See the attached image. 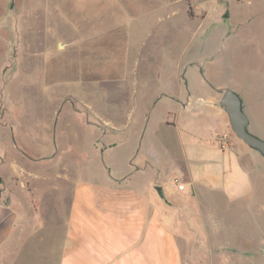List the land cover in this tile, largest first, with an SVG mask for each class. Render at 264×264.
Masks as SVG:
<instances>
[{"label":"rangeland","instance_id":"374dc122","mask_svg":"<svg viewBox=\"0 0 264 264\" xmlns=\"http://www.w3.org/2000/svg\"><path fill=\"white\" fill-rule=\"evenodd\" d=\"M167 86L191 92L195 112L160 96ZM224 87L264 139V0H0V192L29 203L45 175L103 182L126 172L125 152L155 146L162 166L146 174L176 194L184 218L226 226L235 264H264V157L230 128L217 105ZM103 132L118 140L110 150ZM188 141L236 155L250 192H179L172 180L187 175L164 165L184 166Z\"/></svg>","mask_w":264,"mask_h":264},{"label":"crops","instance_id":"0c3cea01","mask_svg":"<svg viewBox=\"0 0 264 264\" xmlns=\"http://www.w3.org/2000/svg\"><path fill=\"white\" fill-rule=\"evenodd\" d=\"M164 88L168 91L160 96L186 103L185 110L195 112L189 107L191 92L183 97L182 90ZM165 125L178 126L169 121ZM104 135L103 149L115 147L118 140L105 132L100 138ZM203 142L196 148L188 141L182 149L184 166L168 162L165 168H172V176L187 175L184 189L187 185L197 200L205 196L197 190L201 187L231 199L250 192V176L239 158ZM148 149V156L134 148L124 153V174L110 176V168L102 164L107 174L103 182L77 180L76 174L70 181L68 175H45L42 183L33 180L27 189L34 194L43 189L29 203L0 192V264H235L223 237L226 226L189 222L184 218L188 210L174 205L176 194H160L157 173L146 171L162 166V161L155 146ZM159 149L171 150L167 145ZM152 159L157 163L150 164ZM195 160L198 167L191 163ZM140 176L147 181L144 186Z\"/></svg>","mask_w":264,"mask_h":264},{"label":"water","instance_id":"95a60500","mask_svg":"<svg viewBox=\"0 0 264 264\" xmlns=\"http://www.w3.org/2000/svg\"><path fill=\"white\" fill-rule=\"evenodd\" d=\"M216 90L221 92L217 105L225 111L232 131L245 144L257 150L264 157V139L249 130V118L244 111L240 94L229 87L217 88ZM156 188L161 194L160 186H156Z\"/></svg>","mask_w":264,"mask_h":264},{"label":"built area","instance_id":"2783aa9c","mask_svg":"<svg viewBox=\"0 0 264 264\" xmlns=\"http://www.w3.org/2000/svg\"><path fill=\"white\" fill-rule=\"evenodd\" d=\"M172 182L178 191L184 190V184L178 178H173Z\"/></svg>","mask_w":264,"mask_h":264}]
</instances>
